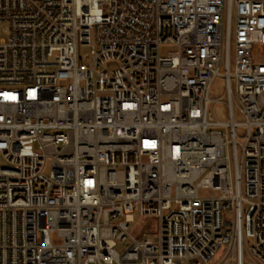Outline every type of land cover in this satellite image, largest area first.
Returning <instances> with one entry per match:
<instances>
[{
	"label": "built area",
	"instance_id": "1",
	"mask_svg": "<svg viewBox=\"0 0 264 264\" xmlns=\"http://www.w3.org/2000/svg\"><path fill=\"white\" fill-rule=\"evenodd\" d=\"M256 45L264 0H0V264H264Z\"/></svg>",
	"mask_w": 264,
	"mask_h": 264
},
{
	"label": "rangeland",
	"instance_id": "2",
	"mask_svg": "<svg viewBox=\"0 0 264 264\" xmlns=\"http://www.w3.org/2000/svg\"><path fill=\"white\" fill-rule=\"evenodd\" d=\"M89 56H90V48L89 47H83L81 49V58L84 62L88 63L89 60ZM259 62L264 61V47L260 46V45H256L255 50H254V55H253ZM224 88H225V83H224V79L222 78H218L215 85H214V89H213V95L215 97H219L221 95H223L224 93ZM216 115L218 117V119L220 121H227L228 120V116H227V112L226 109L223 105H218L216 107ZM237 120H240V117L237 118ZM242 130L239 129L238 133L242 134ZM3 164V163H2ZM202 195H207L208 191H201ZM126 212L128 214H132L134 215L135 219H136V223L133 225V229H135V231H140L143 228V218L141 217L140 214V206L133 204V205H128L126 207ZM157 225H154V232L150 233L147 235V238L152 239L153 241L157 240V234H158V230H157ZM125 249L124 246H121L119 248V250L121 252H123Z\"/></svg>",
	"mask_w": 264,
	"mask_h": 264
}]
</instances>
